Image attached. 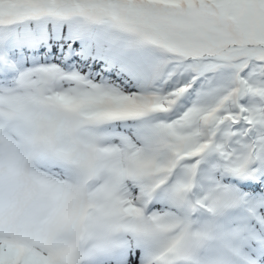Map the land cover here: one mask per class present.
I'll return each instance as SVG.
<instances>
[{
	"label": "snow or ice",
	"instance_id": "obj_1",
	"mask_svg": "<svg viewBox=\"0 0 264 264\" xmlns=\"http://www.w3.org/2000/svg\"><path fill=\"white\" fill-rule=\"evenodd\" d=\"M0 264H264V0H0Z\"/></svg>",
	"mask_w": 264,
	"mask_h": 264
}]
</instances>
